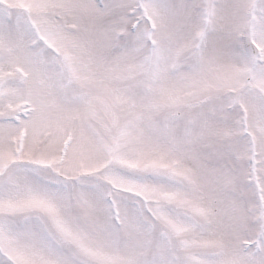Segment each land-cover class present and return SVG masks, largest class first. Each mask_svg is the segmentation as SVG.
<instances>
[{
  "label": "snow or ice",
  "instance_id": "snow-or-ice-1",
  "mask_svg": "<svg viewBox=\"0 0 264 264\" xmlns=\"http://www.w3.org/2000/svg\"><path fill=\"white\" fill-rule=\"evenodd\" d=\"M0 264H264V0H0Z\"/></svg>",
  "mask_w": 264,
  "mask_h": 264
}]
</instances>
